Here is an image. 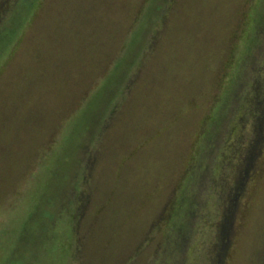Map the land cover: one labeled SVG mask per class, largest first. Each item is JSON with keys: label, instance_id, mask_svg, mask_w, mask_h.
I'll list each match as a JSON object with an SVG mask.
<instances>
[{"label": "rangeland", "instance_id": "374dc122", "mask_svg": "<svg viewBox=\"0 0 264 264\" xmlns=\"http://www.w3.org/2000/svg\"><path fill=\"white\" fill-rule=\"evenodd\" d=\"M0 264H264V0H0Z\"/></svg>", "mask_w": 264, "mask_h": 264}, {"label": "trees", "instance_id": "16d2710c", "mask_svg": "<svg viewBox=\"0 0 264 264\" xmlns=\"http://www.w3.org/2000/svg\"><path fill=\"white\" fill-rule=\"evenodd\" d=\"M227 244V243H226ZM221 259H223V256H222V258Z\"/></svg>", "mask_w": 264, "mask_h": 264}]
</instances>
